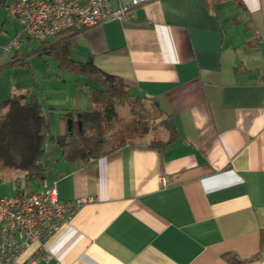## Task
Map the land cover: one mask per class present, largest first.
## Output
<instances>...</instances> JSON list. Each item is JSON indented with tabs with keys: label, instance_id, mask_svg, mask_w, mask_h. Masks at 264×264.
<instances>
[{
	"label": "crops",
	"instance_id": "crops-1",
	"mask_svg": "<svg viewBox=\"0 0 264 264\" xmlns=\"http://www.w3.org/2000/svg\"><path fill=\"white\" fill-rule=\"evenodd\" d=\"M12 1L0 4L10 19ZM108 3L115 10L130 0ZM129 16V24L113 20L47 40L70 38L74 61L91 59L121 79L132 97L156 102L176 139L153 149L147 143L159 135L152 131L114 144L86 167L63 161L48 143L42 182L55 187L59 201L84 203L48 241V260L33 245L15 264L34 257L36 264H228L225 254L264 264V0H153ZM8 20L0 19V75L16 59L29 64L40 47L26 56L20 47L7 52L19 31ZM41 72H32L38 92L19 99L37 96L44 112L56 109L51 132L64 136L67 114L89 107L90 80ZM21 176L4 170L0 195L17 194L19 178L24 191L41 189L40 181L24 186Z\"/></svg>",
	"mask_w": 264,
	"mask_h": 264
},
{
	"label": "trees",
	"instance_id": "trees-1",
	"mask_svg": "<svg viewBox=\"0 0 264 264\" xmlns=\"http://www.w3.org/2000/svg\"><path fill=\"white\" fill-rule=\"evenodd\" d=\"M220 1L222 0H211L213 4ZM2 2L3 0H0V4ZM2 29L3 24L0 23V32H3ZM58 35L60 33L55 36ZM70 45V38L53 43L45 40L40 41L39 50L34 52L37 55L52 57L57 63V69L77 73L90 80L89 107L71 113L74 116L72 128L64 136L52 135L49 117L57 110L47 108L44 112L37 96H32L27 102L12 95L6 102L5 110L0 111V168L21 174L26 187L31 183L45 180L47 170L42 159L47 142L60 149L63 161L77 167H86L92 166L99 158L110 152L109 149H105L106 139L117 125L120 126V132L124 133L117 142V147L136 136H145L152 131L153 135L159 136L148 141L147 145L150 148L162 150L176 139L171 121L167 118L162 119L163 115L156 102L148 103L146 98L132 97L121 79L99 71L91 59L85 62L74 61L70 55ZM10 66L31 71L26 58L16 59ZM1 70L2 68L0 72ZM145 105L148 109H145ZM116 106L126 108L133 120L123 124ZM143 121L151 122L152 125L139 126ZM162 129L163 137L158 134L163 131ZM17 180L16 193L20 194L25 187L23 188L19 182L20 178ZM260 249H264V230L260 232ZM223 259L228 264L245 263L234 254H225Z\"/></svg>",
	"mask_w": 264,
	"mask_h": 264
},
{
	"label": "built area",
	"instance_id": "built-area-1",
	"mask_svg": "<svg viewBox=\"0 0 264 264\" xmlns=\"http://www.w3.org/2000/svg\"><path fill=\"white\" fill-rule=\"evenodd\" d=\"M153 0H130L127 6L113 10L108 0H13L6 8L17 21L19 31L7 52L18 50L23 38L45 41L65 32H83L105 22L130 23L129 11ZM84 200L62 202L54 186L42 182L38 191L0 195V262L15 264L31 246L36 256L50 258L47 243L67 225ZM34 257L27 264H36Z\"/></svg>",
	"mask_w": 264,
	"mask_h": 264
},
{
	"label": "rangeland",
	"instance_id": "rangeland-1",
	"mask_svg": "<svg viewBox=\"0 0 264 264\" xmlns=\"http://www.w3.org/2000/svg\"><path fill=\"white\" fill-rule=\"evenodd\" d=\"M6 18L9 19L8 21H10L8 25L10 29L13 30L16 26L18 27L17 21L15 19H10L8 15L4 14L2 12V8L0 5V19H6ZM38 47H39L38 42L36 41L27 42L23 38L20 43V55L21 56L30 55L31 51L37 50ZM27 61L30 64V68L32 72L34 71L37 74V76H39V74L42 73L41 71L47 70L48 72H63L66 74H70L76 79L83 78L80 75L68 73L66 71L57 70L55 68L56 63L54 59L52 57H49L48 55H43L42 57L36 54L30 55L28 56ZM2 84H4L5 86L4 88H1ZM38 86L39 85H38V80L36 79V76L32 74L29 69H25V68L10 69L6 73L0 75V98H3L5 96V93H6L5 91H7V88H9L8 91L11 93V96L15 95L16 98H23L24 95H26L27 93H29V95L34 92L37 93ZM146 104L148 105V103ZM144 107L145 109H148L146 105ZM116 109L119 112L120 116L122 117L123 124H125L126 122H131L133 120L132 117L131 118L129 117V114L126 108H121V107L116 106ZM144 125L151 126L152 123L145 122V121L139 123V126H144ZM119 128L120 126L117 125L115 129L111 131L109 137L106 139L105 149L111 148L114 144H116L121 139L124 133L120 132ZM45 147H46V153H45L46 154L45 159H46V158H49L50 156V150H49L50 146H48V142L46 143ZM4 170H7V169L0 168V176L2 175V172ZM1 179L2 178L0 177V185L2 184V186H5L6 184H4V182L1 181ZM34 184L37 185L38 182H34Z\"/></svg>",
	"mask_w": 264,
	"mask_h": 264
},
{
	"label": "water",
	"instance_id": "water-1",
	"mask_svg": "<svg viewBox=\"0 0 264 264\" xmlns=\"http://www.w3.org/2000/svg\"><path fill=\"white\" fill-rule=\"evenodd\" d=\"M67 128L68 130H70L72 128V114L71 113H68L67 114Z\"/></svg>",
	"mask_w": 264,
	"mask_h": 264
}]
</instances>
